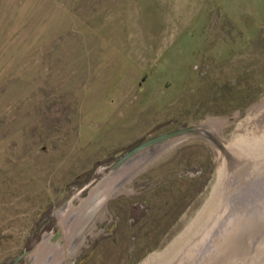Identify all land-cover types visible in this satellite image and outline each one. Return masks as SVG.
<instances>
[{
    "label": "rangeland",
    "instance_id": "rangeland-1",
    "mask_svg": "<svg viewBox=\"0 0 264 264\" xmlns=\"http://www.w3.org/2000/svg\"><path fill=\"white\" fill-rule=\"evenodd\" d=\"M263 111L264 0H0V264L61 231L55 264L82 228L62 264H141L185 238L183 262L264 221V170L227 151ZM217 119L225 151L177 138L111 174Z\"/></svg>",
    "mask_w": 264,
    "mask_h": 264
},
{
    "label": "bare ground",
    "instance_id": "bare-ground-1",
    "mask_svg": "<svg viewBox=\"0 0 264 264\" xmlns=\"http://www.w3.org/2000/svg\"><path fill=\"white\" fill-rule=\"evenodd\" d=\"M224 122L223 119H217L206 123L205 126L210 134L219 137V131ZM248 122V130H245L241 124L239 125L240 130L247 131V134L244 137L242 135L229 141L227 151L229 154L232 153L233 160L241 163V161L243 162L247 159L252 163L251 165H253L255 171L260 172L264 170V111L256 118L250 117ZM207 136L211 138L210 135ZM234 222L228 233H220L214 239L208 241L207 238H204L202 241L203 248L199 250L200 253L197 256L187 255V261L182 262L183 257L181 258L179 253L185 238L182 240L179 238L180 242L171 244L161 254H151L141 264H199L200 262L201 264H264V221ZM81 230L74 239L71 238V248L67 253H62L58 259L56 258L55 264H62L66 256L75 254L77 249L82 245L86 237L84 235L85 228ZM229 239H232L230 246L229 244L227 246L224 245L223 242ZM218 243L226 247L214 253L213 250Z\"/></svg>",
    "mask_w": 264,
    "mask_h": 264
},
{
    "label": "water",
    "instance_id": "water-1",
    "mask_svg": "<svg viewBox=\"0 0 264 264\" xmlns=\"http://www.w3.org/2000/svg\"><path fill=\"white\" fill-rule=\"evenodd\" d=\"M226 121V119H223ZM205 123L201 124H195L190 126H185L178 128L176 130L166 132L159 134L157 136L151 137L142 143L138 144L137 146L133 147L129 151H127L120 159H118L115 163H113L111 167V174H114L118 169L127 161L133 159L143 151L147 149L155 148L161 144L167 143L171 140L177 139V138H183V137H191V136H198V137H206L207 135H210L211 138H208L212 140L216 145H218L222 150L225 151V147L223 143L221 142L219 137H216L215 135H212L208 132L206 129ZM112 197V196H109ZM61 236V231H58L55 236H44L42 242L39 244V246L33 251L31 254V257L33 258L32 264H43V258H44V252L47 247L50 246L53 240H57ZM30 251H24L21 254H19L13 263L11 264H19L20 260L29 255ZM2 264H9V263H2Z\"/></svg>",
    "mask_w": 264,
    "mask_h": 264
},
{
    "label": "flooded vegetation",
    "instance_id": "flooded-vegetation-1",
    "mask_svg": "<svg viewBox=\"0 0 264 264\" xmlns=\"http://www.w3.org/2000/svg\"><path fill=\"white\" fill-rule=\"evenodd\" d=\"M114 197V196H113ZM71 264V263H70Z\"/></svg>",
    "mask_w": 264,
    "mask_h": 264
}]
</instances>
